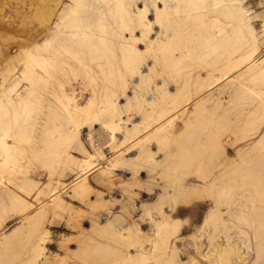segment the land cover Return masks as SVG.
<instances>
[{
	"label": "rangeland",
	"instance_id": "374dc122",
	"mask_svg": "<svg viewBox=\"0 0 264 264\" xmlns=\"http://www.w3.org/2000/svg\"><path fill=\"white\" fill-rule=\"evenodd\" d=\"M70 1L0 0V264H264V0H140L131 64L139 0H78L59 22ZM208 183V200L167 196Z\"/></svg>",
	"mask_w": 264,
	"mask_h": 264
},
{
	"label": "bare ground",
	"instance_id": "6f19581e",
	"mask_svg": "<svg viewBox=\"0 0 264 264\" xmlns=\"http://www.w3.org/2000/svg\"><path fill=\"white\" fill-rule=\"evenodd\" d=\"M160 1H162L163 3H162V7L161 8H158L157 9V12H155V13H157V14H161L163 11H165V10H168V9H170L167 5H166V1L167 0H155V2H157L159 5H161V2ZM189 2L188 3H190L191 2V0H188ZM194 1H196L197 2V0H194ZM70 3H71V5L66 9V10H63L64 11V13L61 15L60 14V21L59 22H61V20H64V19H66L73 11H74V9H75V7L78 5V0H73V2L72 1H70ZM187 2L185 3V4H188ZM193 3V2H192ZM191 3V4H192ZM200 3H203V0L200 2ZM123 4V3H122ZM190 4V5H191ZM158 5V6H159ZM231 5H232V7L234 6V7H237V5H236V2H235V0H232L231 1ZM57 6V5H56ZM188 6H189V4H188ZM193 6L194 7H196L194 4H193ZM192 5L191 6H189V7H193ZM79 7V6H78ZM177 8V7H176ZM174 9H175V7H174ZM147 10H148V3H146V2H143L142 1V3L140 2V0H139V3L137 4V2H135L134 3V5H133V7L131 8V14H129L128 15V26H127V29H125V27L122 29V31H124V34H125V32L128 34L127 36H128V40H124V41H122V43L125 45V46H128V47H125V52H126V55H128L130 58L129 59H127V62H129V60L131 61V62H129L128 64H131V63H133V61H132V57H135L136 55H135V52H136V54H140L139 53V51L136 49V48H129V46L131 47V43H136V42H138V43H140V41L142 40V36L144 35H147L149 32H150V25H151V20L147 17ZM232 10H231V8H229V13L231 12ZM126 12H127V9L125 8V6H123V5H121V3H120V5L118 6V13L120 14V15H124V14H126ZM57 13H61V10L60 11H58L57 10ZM124 13V14H123ZM238 13H240V12H238ZM156 14V15H157ZM241 14V13H240ZM69 19V18H68ZM68 21V20H67ZM75 21V20H74ZM124 21L125 20H123L122 21V23H124ZM71 22H73V20L71 21ZM68 23H69V21H68ZM79 28H80V26H78ZM131 27H136L137 29H139V32L138 31H135L136 30V28H133V29H131ZM57 28H59V27H56V29ZM75 28H77V27H75ZM75 30H77V29H75ZM170 30H172V29H170ZM79 31H81L80 29L77 31V32H79ZM59 31L57 30V31H55V35H57V33H58ZM134 32H137V33H134ZM164 33H165V39H167L168 38V36L170 35V33L169 32H166V31H163ZM69 35L70 36H72V39H74V36L76 35V32H70V33H67V36L69 37ZM175 37V36H174ZM82 38H83V32H82ZM149 39H150V37H148ZM147 38V40L145 41V43L144 44H150V40ZM172 43V42H171ZM175 43H177V42H175ZM81 44H82V41H81ZM90 44V46L92 45L91 43H89ZM88 45V44H87ZM173 45V44H172ZM147 48H148V46L146 45H144V48H143V50H145V52H147ZM180 49V48H179ZM142 50V51H143ZM181 52V51H180ZM178 54H179V56H182V53H178V52H175V53H173V58H181V57H179L178 56ZM172 57V56H171ZM126 59V58H125ZM242 60H244V59H242ZM241 61V60H240ZM242 62H244V61H242ZM242 62H240L239 63V66L241 65V63ZM251 62H249V64L248 63H244V65H243V67H241L240 68V70L239 71H243L244 69L247 71V70H252V68L253 67H251ZM255 68H257V67H255ZM242 69V70H241ZM258 69V70H257ZM256 69V71H257V73L255 72V73H250V78H254L256 75L258 76V74H262V73H264V71L262 72V70L264 69V68H261V67H259V68H257ZM254 70V69H253ZM136 72V71H135ZM140 75V74H139ZM143 79H145L144 78V76L143 75H140V77H139V80H140V82L143 80ZM139 84V83H138ZM137 84V85H138ZM69 101H71L70 99H69ZM92 100H90V102H91ZM144 101H146L145 99H144ZM149 102V104H152V103H154V101H148ZM68 105H70V103L68 102ZM90 106H91V104H89V102H87L86 104H85V106H82V107H78L79 109L78 110H80V111H77L79 114L80 113H83V115H85V116H90L89 115V109H90ZM31 112H32V109H30V108H26V109H24V111H23V113H22V119L23 120H28L29 118H30V115H31ZM87 116V117H88ZM86 117V118H87ZM17 118V117H16ZM16 118H14V122H16L15 120H16ZM168 119H170V118H167V120ZM84 121V120H83ZM86 121V122H85ZM84 122L86 123H82L81 124V126L80 127H82L83 125H84V128L83 129H86L85 127H86V125H87V129L88 130H90L91 129V127L92 126H90V125H92V124H90V122L91 123H93L92 121H90V120H85ZM87 121H89V125L87 124ZM13 122V123H14ZM95 123V122H94ZM95 124H97V123H95ZM94 124V125H95ZM161 124H162V122H161ZM106 125V124H105ZM109 126H111V128H110V136H112L111 138H116V124H110L109 123ZM89 127H90V129H89ZM81 129V128H80ZM136 129L137 128H135V127H133L132 126V129H130V130H127V134H131L130 132H134V131H136ZM75 134H77V133H75ZM71 135V133L69 134V136ZM72 137H75V135H71ZM70 136V137H71ZM70 138V139H73V138ZM113 140H115V139H113ZM3 143V142H2ZM149 156V155H148ZM94 160V158H93V155H89L88 157H87V159H83L82 160V162H83V166L85 167V169L88 167V168H93V167H95V166H98V163H95V164H93V165H89V164H87V163H91L92 161ZM89 165V166H88ZM91 166H93V167H91ZM90 170V169H89ZM85 173H88L87 171L85 172ZM83 185V184H82ZM85 185H86V188H87V186H88V184L87 183H85ZM84 185V186H85ZM211 186V183H208V184H205V185H200L199 187H201V188H193V189H190L191 187H186V186H182L181 184L180 185H177V186H174L172 189L173 190H170V191H168L167 192V196H168V198H170V196H172V195H175V193L176 192H179V194H181V200H180V202L182 203V204H191V203H193V202H196V201H203V200H208L207 199V195H206V197L204 196V194L200 191V190H202V189H204V190H206L205 188H207V187H210ZM210 190V189H209ZM212 194V193H211ZM166 196V197H167ZM215 197V196H214ZM216 198V197H215ZM212 199V198H211ZM215 201V200H214ZM75 210H73V212H74ZM77 213V211L75 212V214ZM254 215H256V209H255V207L253 206V205H251V207H250V209H249V211H248V216L249 217H252V216H254ZM220 222V219H219V215H218V212L216 211V209H212L211 208V210L206 214V216H205V219H204V221H203V226H207L208 224H210V223H214V224H216V223H219ZM156 224H157V226H158V229H159V233L157 234V232H156V234H155V232H154V234H155V236L157 237V236H159V238H162L161 240H158V242H161L164 238H168L169 236L170 237H172V236H177L178 234H179V229H178V226H179V221L178 220H174L173 219V217L171 218H169V220L168 221H160V222H155ZM257 227H255V229H256ZM157 229V230H158ZM259 233L257 232V230H256V235H258ZM257 244V243H256ZM227 252H229V251H232V249H229V250H226ZM145 252L144 251H139L137 254H136V259L138 260V262L140 263V264H144V259H145V254H144ZM174 257V256H173ZM171 264V263H170Z\"/></svg>",
	"mask_w": 264,
	"mask_h": 264
},
{
	"label": "crops",
	"instance_id": "0c3cea01",
	"mask_svg": "<svg viewBox=\"0 0 264 264\" xmlns=\"http://www.w3.org/2000/svg\"><path fill=\"white\" fill-rule=\"evenodd\" d=\"M179 210H176V212L174 213L175 216H177V213H178ZM186 217V216H185ZM185 217L182 218V222H185Z\"/></svg>",
	"mask_w": 264,
	"mask_h": 264
}]
</instances>
